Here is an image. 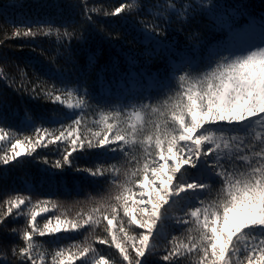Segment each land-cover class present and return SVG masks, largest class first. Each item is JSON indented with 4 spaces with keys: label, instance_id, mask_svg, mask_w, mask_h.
Segmentation results:
<instances>
[{
    "label": "snow or ice",
    "instance_id": "snow-or-ice-1",
    "mask_svg": "<svg viewBox=\"0 0 264 264\" xmlns=\"http://www.w3.org/2000/svg\"><path fill=\"white\" fill-rule=\"evenodd\" d=\"M24 7L0 4V264H264V3Z\"/></svg>",
    "mask_w": 264,
    "mask_h": 264
},
{
    "label": "trees",
    "instance_id": "trees-1",
    "mask_svg": "<svg viewBox=\"0 0 264 264\" xmlns=\"http://www.w3.org/2000/svg\"><path fill=\"white\" fill-rule=\"evenodd\" d=\"M11 2H18V3H22L23 5H25L24 8L22 9H14V10H10L9 15L12 17H15L17 19L22 18L23 16L26 15H31L34 16L37 14V9L34 7L37 3L39 2H44V0H0V4H4V3H11ZM48 3H55V2H63V0H47ZM248 2L257 10L260 11L261 10V4L264 3V0H248ZM47 11H50L52 13H55V9H49ZM2 19V18H0ZM179 39H183V37H179ZM12 43V47L8 50L9 56L11 58V60H22L25 59L32 50V47H34L35 45H30L27 47H21V42L20 41H13ZM37 44L39 45V48H46L48 49L50 52L54 51V46L53 44H51L47 39H40L37 41ZM101 49H102V53H101V63L104 62L105 58L114 54L112 49L107 48L105 45L101 44L100 45ZM39 48L37 49V51H39ZM3 63L2 61H0V67H3ZM13 70H14V65H9ZM161 67V65L159 63H154L153 65H151L152 70H155L156 68ZM120 70L121 71H127V64L123 61V58H121V64H120ZM36 102L35 101H30L27 98L22 99L19 101L17 107L18 109L22 112L24 110V108L26 107H32ZM43 103V102H41ZM54 158V157H53ZM77 163L83 167V166H87L91 163H93V158L88 157V156H82L80 158L79 161H77ZM23 181H24V175L23 172L21 171H16L14 173L11 174L10 178H9V182H8V187L10 189L12 188H16V189H23ZM3 182L0 181V184H2ZM40 190L42 192H47L50 191L46 186L41 187ZM27 194V193H25ZM74 200H80L81 202L84 201V197L80 196V197H74L73 199L70 200H66L64 199V197H61V201L64 204V209L70 213L71 216H74L76 214V212H78L81 208V206H83V204L81 205H77L74 203ZM21 227L23 226V224L20 225ZM80 239H83V237H81ZM48 245L46 244L45 247H47ZM105 248L107 246H104Z\"/></svg>",
    "mask_w": 264,
    "mask_h": 264
}]
</instances>
